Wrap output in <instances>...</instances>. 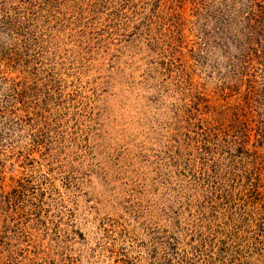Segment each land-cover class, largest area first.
Returning a JSON list of instances; mask_svg holds the SVG:
<instances>
[{"label":"rangeland","instance_id":"1","mask_svg":"<svg viewBox=\"0 0 264 264\" xmlns=\"http://www.w3.org/2000/svg\"><path fill=\"white\" fill-rule=\"evenodd\" d=\"M0 264H264V0H0Z\"/></svg>","mask_w":264,"mask_h":264}]
</instances>
